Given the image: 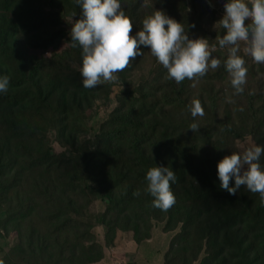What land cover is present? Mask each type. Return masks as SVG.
<instances>
[{"label": "trees", "instance_id": "16d2710c", "mask_svg": "<svg viewBox=\"0 0 264 264\" xmlns=\"http://www.w3.org/2000/svg\"><path fill=\"white\" fill-rule=\"evenodd\" d=\"M120 3L133 31L162 10L190 37L208 38L221 66L194 86L177 84L145 49L117 81L86 89L80 49L70 43L80 14L74 0H0V74L10 77L0 94V238L14 237L0 247V264H100L117 233L140 245L157 226L172 235L162 264H264L259 195L243 186L229 195L216 176L228 147L264 145V63L244 57V91L234 94L227 49L215 40L221 17L204 0ZM193 99L203 116H191ZM154 164L176 175L166 211L143 191ZM95 227L104 230L103 246Z\"/></svg>", "mask_w": 264, "mask_h": 264}, {"label": "clouds", "instance_id": "9594fccd", "mask_svg": "<svg viewBox=\"0 0 264 264\" xmlns=\"http://www.w3.org/2000/svg\"><path fill=\"white\" fill-rule=\"evenodd\" d=\"M74 3L80 14L78 19H72L70 43L80 49L77 70L86 89L102 82L117 81L116 74L141 57L145 49L166 70V78L177 84L187 79L193 81L194 86L209 69L221 66V60L212 55L216 46L212 45L210 51L208 38L190 37L181 23L162 10L146 15L141 27L133 31L134 24L121 8L120 0H74ZM217 23L224 32L216 35L215 40L220 48L227 49L224 70L234 94H241L247 75L244 57H251L257 64L264 63V0H224L223 15ZM9 84L10 77L0 74V94L7 93ZM187 107L193 118L204 115L198 99L191 100ZM197 128L195 122L190 125L191 130ZM262 155L264 145L250 143L223 156L216 164L219 188L235 195L243 186L258 194L264 205ZM144 180L143 191L153 198L152 207L166 211L174 205L171 184L176 182V175L170 167L154 164L146 171ZM132 195L138 197L141 192L137 189Z\"/></svg>", "mask_w": 264, "mask_h": 264}, {"label": "rangeland", "instance_id": "374dc122", "mask_svg": "<svg viewBox=\"0 0 264 264\" xmlns=\"http://www.w3.org/2000/svg\"><path fill=\"white\" fill-rule=\"evenodd\" d=\"M204 2L215 12L217 17L223 15L224 0H204ZM98 112L100 115L103 114L102 106ZM96 119L93 120V124L96 122ZM246 145L247 144L238 146L232 145V147H228L229 152L239 151L242 147H246ZM93 210L98 212L101 210V207L95 205ZM93 234L95 235L96 241L103 246V228L95 227L93 229ZM171 236V234H164L161 231V226H157L154 227L150 239L137 245L134 243L130 233H117L113 245L104 247V258L100 264H126L129 261H134L135 264H162V257L168 249ZM13 240V236L9 237L7 240L0 238V247H4L3 250H5L6 245H11Z\"/></svg>", "mask_w": 264, "mask_h": 264}]
</instances>
